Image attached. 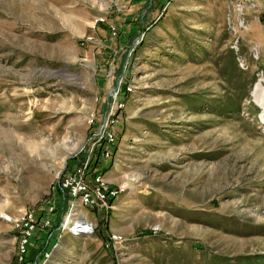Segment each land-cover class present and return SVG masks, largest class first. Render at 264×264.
Listing matches in <instances>:
<instances>
[{
  "label": "rangeland",
  "instance_id": "rangeland-1",
  "mask_svg": "<svg viewBox=\"0 0 264 264\" xmlns=\"http://www.w3.org/2000/svg\"><path fill=\"white\" fill-rule=\"evenodd\" d=\"M138 1L0 0V264L13 218L73 215L61 183L118 87L102 163L127 190L78 208L91 233L38 231L29 264H264V0Z\"/></svg>",
  "mask_w": 264,
  "mask_h": 264
},
{
  "label": "built area",
  "instance_id": "built-area-1",
  "mask_svg": "<svg viewBox=\"0 0 264 264\" xmlns=\"http://www.w3.org/2000/svg\"><path fill=\"white\" fill-rule=\"evenodd\" d=\"M124 1L130 2L132 0ZM98 21L103 22L104 18H99ZM111 32L113 36L118 34L116 26L113 25L111 27ZM129 90H132V88L129 87ZM123 95L124 93L120 87L112 92V98L108 102V107L103 117L99 137L91 145L84 161L74 166L61 183L62 188L67 191L69 198L73 200L71 204L73 215L67 218L66 223H61L57 228H54L52 214L54 213L55 206L52 203L43 208L41 217L34 210L30 209L18 218H13V225L19 231L16 261L14 264L30 263L31 246L38 231L49 234L48 244L51 243L52 247L57 244L58 238L62 237L67 230L74 235L85 234L78 226L77 221L84 219L87 222L89 220L84 215H79L78 208L82 205L88 208H98L101 211H107L112 208L111 199H116L127 190V185L112 186L102 171H97L94 175H90L89 173L92 160L97 158L96 150L102 142L104 143V148L100 157L103 160L111 157L110 146H114L117 141L116 126L120 123L118 112L125 109L126 106ZM94 119L95 117L93 116L91 123L94 122ZM114 238L116 240L120 239L117 236H114ZM106 245L110 247L111 242H107ZM43 256H45V260L40 264H46L49 261L51 252L44 250Z\"/></svg>",
  "mask_w": 264,
  "mask_h": 264
},
{
  "label": "trees",
  "instance_id": "trees-1",
  "mask_svg": "<svg viewBox=\"0 0 264 264\" xmlns=\"http://www.w3.org/2000/svg\"><path fill=\"white\" fill-rule=\"evenodd\" d=\"M156 1V0H149V5L150 4H153V2ZM161 1V0H160ZM162 10H163V6H162ZM135 39V38H134ZM133 39V40H134ZM104 148V145L101 144L99 146V148L96 150V154H97V158H94L92 160V163H91V167H90V175H94L97 171H102L103 173H106L107 170H104V165L102 163L103 159L100 157L101 156V153H102V150ZM89 153V152H88ZM111 167H112V164H111ZM114 202V199H111V203ZM103 225V223H102ZM106 228H103V226H100V229L98 231V237L100 238L101 241L103 242H106L107 239L109 238V236L107 235L106 233Z\"/></svg>",
  "mask_w": 264,
  "mask_h": 264
},
{
  "label": "bare ground",
  "instance_id": "bare-ground-1",
  "mask_svg": "<svg viewBox=\"0 0 264 264\" xmlns=\"http://www.w3.org/2000/svg\"><path fill=\"white\" fill-rule=\"evenodd\" d=\"M77 222H78V226L80 227V229L83 230V232L85 233L92 232V223H90L89 221L86 222L84 219H81Z\"/></svg>",
  "mask_w": 264,
  "mask_h": 264
},
{
  "label": "crops",
  "instance_id": "crops-1",
  "mask_svg": "<svg viewBox=\"0 0 264 264\" xmlns=\"http://www.w3.org/2000/svg\"><path fill=\"white\" fill-rule=\"evenodd\" d=\"M139 2H142V0L141 1H138V4H139ZM138 27H140V24H137V22H133L132 23V27H131V32L128 34V35H131V33H133V32H135V31H138L137 30V28ZM106 173H104V175H105ZM106 178H108V177H106ZM109 180H111L110 178H108ZM61 198H59V200H58V205H61L62 204V201L60 200ZM59 207H61V206H59Z\"/></svg>",
  "mask_w": 264,
  "mask_h": 264
}]
</instances>
